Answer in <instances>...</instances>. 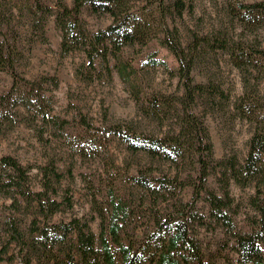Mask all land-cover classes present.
<instances>
[{"label": "trees", "instance_id": "16d2710c", "mask_svg": "<svg viewBox=\"0 0 264 264\" xmlns=\"http://www.w3.org/2000/svg\"><path fill=\"white\" fill-rule=\"evenodd\" d=\"M56 8L41 0H0V72L16 74L14 66L23 56L16 19L43 33L45 18L53 16L60 32V51L83 54L85 69L81 76L87 83L93 80L90 74L96 71V63L104 74L98 72L95 79L110 76L114 66L121 63L124 49L146 47L155 41L178 64L172 75L178 80L180 95H144L132 87L130 94L139 120L135 125L117 124L103 136L112 135L125 144L130 154L142 155L151 163L168 164L172 169L152 178L151 165L137 166V175L132 178L137 184L136 204L119 196L105 206L92 195L94 219L99 221L96 239L89 222L82 218L51 223L61 206H71L68 198L64 202L56 198L52 184L58 183L62 175L53 163L37 168L39 179L33 189L30 168L3 156L0 200L8 199L9 210L0 213V264L16 256L23 264H213L204 255L198 229L205 227L207 220L229 232L235 229L233 217L238 210L230 190L232 182L240 189L252 190L248 205L254 215L249 231H234L231 237L240 256L258 262L259 246L264 245V104L255 87L264 81V48L258 41L260 32H264V0H234L228 8L230 29L193 32L186 37L176 23L187 10L183 0H71L70 7L60 1ZM83 10L107 15L111 22L104 29L88 30L81 20ZM223 58L241 80L242 92L233 101L212 72ZM110 61L114 66L109 65ZM147 62L164 66L155 54ZM197 69L205 72L203 81L195 80ZM118 72L129 81L122 75L123 67ZM50 80L57 84L55 79ZM22 86L16 83L12 93L0 97V106L8 107L6 112L25 110L32 114V121L47 117L48 113L39 109L38 98L27 95ZM226 106L251 127L247 154L241 162L234 155L220 161L213 156L204 122L206 111L224 110ZM2 114L7 113L0 111ZM83 126L89 127L85 122ZM88 140L83 146L89 150L96 141L94 137ZM80 152L84 156L85 152ZM211 174L218 183L216 191L207 187ZM185 188L190 191L189 201L181 197ZM199 202L205 204L207 212L200 211ZM21 208L28 219L24 227L15 214ZM138 214L144 218L143 225L128 228V220Z\"/></svg>", "mask_w": 264, "mask_h": 264}, {"label": "rangeland", "instance_id": "374dc122", "mask_svg": "<svg viewBox=\"0 0 264 264\" xmlns=\"http://www.w3.org/2000/svg\"><path fill=\"white\" fill-rule=\"evenodd\" d=\"M60 1L67 7L71 6V0H41L53 10L57 9ZM233 1L183 0L187 10L182 20L176 22L183 37L190 36L193 32L208 34L224 27L230 29L228 8ZM241 1L251 3L262 0ZM81 20L86 28L92 31L104 29L111 22L107 15L96 16L86 10H83ZM17 21L16 19V28L21 29L19 48L23 56L14 66L17 69L16 74L0 72V97L10 91L12 93L16 83L24 85L25 87H22L26 88L27 95L32 94V97L38 98L39 109L42 108V111L48 114L43 119L32 121V114L25 110H19L17 113L6 112L9 108L0 106V111L7 113L0 115V158L10 156L21 165L29 167L33 189L37 188L39 179L35 175L37 168L44 169L48 167V163H53L62 175L58 183L52 184L57 191L56 198L63 202L64 198H68L71 200V206H61V212L54 214L51 223L61 224L72 218H82L89 222L90 229L97 239L99 221L94 219L96 214L93 212L94 202L90 200L92 195L105 206H108L111 198L117 199L119 196L136 204L137 184H133L132 178L137 175V166L148 168L151 165L152 178L161 177L172 169L168 164L158 161L151 163L142 155L130 154L122 141L112 135L104 137L103 133L110 131L117 124L132 122L135 125L139 120L136 118V109L130 94L132 87L136 86L144 95H180L178 80L172 75L178 64L167 49L152 41L146 47L134 46L132 49H124L119 65L114 66L113 61L109 62V65L115 67L110 76L103 75L100 79H95L98 72L104 74V71L100 72L101 66L96 63V71L90 74L93 80L87 83L81 76L85 69L83 54H64L60 51L61 37L53 22V16L45 18L43 33ZM258 41L264 48V32H260ZM153 54L164 66L148 64L147 61ZM219 62L218 68L212 66V72H215L219 85L224 92L230 94L233 101L242 92L240 77L225 58ZM119 67H123L122 75L128 77V82L121 78ZM204 73L202 69H197L195 80L203 81ZM50 79H55L57 84L54 85ZM255 90L264 104V81L257 83ZM206 112L204 122L215 161L234 155L241 162L247 154L251 137L249 123L239 119L234 109L229 106L224 110ZM84 122L89 125L88 128L83 126ZM92 137L96 146L88 150L84 146ZM80 151L85 152L84 156L80 155ZM109 163L112 166H109ZM207 187L215 191L219 188L214 174L208 177ZM230 190L238 210L233 217L235 229L229 232L207 220L205 227L198 229L204 255L213 264H264L263 244L259 246V261L251 263L238 254L231 237L234 231L243 233L250 230L254 211L249 208L248 199L252 190L240 189L233 182ZM181 197L185 201L191 199L188 188L182 190ZM8 204V199L0 200V213L9 210ZM131 206L133 208L132 204ZM198 208L202 213L207 212L202 202L198 203ZM136 211L138 208H134V212ZM15 214L24 227L28 222L24 209L21 208ZM143 220L140 214L136 215V218L128 220V228L142 226L145 222ZM1 264L23 262L16 256L11 262Z\"/></svg>", "mask_w": 264, "mask_h": 264}]
</instances>
